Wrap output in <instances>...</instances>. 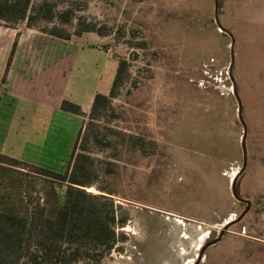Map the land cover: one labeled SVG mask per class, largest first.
I'll return each mask as SVG.
<instances>
[{
    "label": "rangeland",
    "instance_id": "rangeland-1",
    "mask_svg": "<svg viewBox=\"0 0 264 264\" xmlns=\"http://www.w3.org/2000/svg\"><path fill=\"white\" fill-rule=\"evenodd\" d=\"M53 1L110 32L76 35L75 19L39 22L36 28L0 20L4 45L12 46L27 30L48 34L41 28L53 25L70 34L68 39L48 34L59 42L26 38L43 51L50 69L34 72L36 64H29L30 80H22L19 90L31 92L25 86L41 84L53 72L44 85L81 104L96 92L107 94L117 59L127 62V76L99 122L110 143L104 148L89 143L97 179L85 189L111 197L116 217L125 219L115 227L114 248L96 264H193L201 246L245 207L230 191L242 164V125L228 75L230 37L214 22V0ZM217 17L234 37L231 73L247 154L236 189L250 206L217 243L203 249L198 264H264V0H218ZM4 116L9 129L0 146L5 143L13 156L37 159V149H14V135L32 130L31 138L41 141L43 121L37 115ZM86 120L87 115H51L43 147L49 149L41 152V163L65 170Z\"/></svg>",
    "mask_w": 264,
    "mask_h": 264
},
{
    "label": "trees",
    "instance_id": "trees-1",
    "mask_svg": "<svg viewBox=\"0 0 264 264\" xmlns=\"http://www.w3.org/2000/svg\"><path fill=\"white\" fill-rule=\"evenodd\" d=\"M74 19L76 35L87 31L98 35L110 32L105 26L75 15L70 5L58 9L53 0H0V20L8 26L24 21L26 27L36 28L39 22L57 20L71 24ZM41 30L55 37L70 36L57 25ZM126 69V60L118 58L108 93L96 92L87 114L77 103L67 99L60 102L65 111L87 115L65 170L59 172L0 152V264H96L114 248L115 227L125 219L116 217L111 197L90 193L85 188L97 179L89 143L101 148L110 143L100 131L99 122L110 106L111 97L124 82ZM99 189L110 193L104 187Z\"/></svg>",
    "mask_w": 264,
    "mask_h": 264
},
{
    "label": "crops",
    "instance_id": "crops-1",
    "mask_svg": "<svg viewBox=\"0 0 264 264\" xmlns=\"http://www.w3.org/2000/svg\"><path fill=\"white\" fill-rule=\"evenodd\" d=\"M31 35H42L45 37H50V35L45 34L43 32L39 31H33V30H27L21 33V35L18 37L17 41L14 45V50L11 55V60L9 67L5 73V82L2 84L0 83V138L5 137L8 135V129L9 125L7 124L8 119L4 115H37L35 119H38L40 121H43L42 126L45 127V131L43 132L42 140L36 141L34 138H31L32 136V130L29 132H26L25 130H22L24 133H18L15 137V148L23 147L24 150H20V152L24 153L26 151H34L36 150L37 153V159L33 158V160H30L29 158H25V156L21 157L19 156H13L12 151L7 149L5 147V143L0 146V152L13 156L15 158L21 159L23 161L33 163L39 166L46 167L47 165H43L41 161L42 154L44 150L49 149V146H45L44 144L47 142V137L50 133V123H51V115H57L59 118L64 115H78L75 113H71L68 111H65L60 108V102L63 99L70 100L74 103H77L80 105L81 110L84 112V114H87L91 102L93 99V96H88L87 100L84 103L76 102L75 100H71L66 95L60 94V92L51 91V87L48 88V85L45 86L44 83L49 84V75L53 74L51 72L49 75H46L43 77V80H41V84H33L30 83V85H27L28 81L30 79L26 78L28 74L26 68L29 66V64L35 63V70H41L45 68L50 69V64L48 62V58H44L45 54H43V51H39L37 49H34V47L30 44H27L26 38H28ZM51 39L58 41L56 38ZM59 42V41H58ZM0 79L2 77L3 71L5 69V65L8 59V56L11 52V49L13 47L9 44H0ZM5 61V64L2 66V62ZM47 66V67H46ZM45 67V68H44ZM53 71V69H52ZM24 80V82H27L25 86L26 88L29 86L32 90L31 92H24L23 90H19L18 87L20 82ZM47 87V88H46ZM32 93V94H29ZM10 119V118H9ZM46 124V126H45ZM37 139V138H36ZM48 167V166H47Z\"/></svg>",
    "mask_w": 264,
    "mask_h": 264
},
{
    "label": "water",
    "instance_id": "water-1",
    "mask_svg": "<svg viewBox=\"0 0 264 264\" xmlns=\"http://www.w3.org/2000/svg\"><path fill=\"white\" fill-rule=\"evenodd\" d=\"M217 6H218V0H214V22L215 24L217 25L218 28H220L223 32H225L226 34H228V36L230 37V44H229V64H228V75H229V78L231 80V85H232V92L234 94V97L236 99V103H237V116H238V119L242 125V134H241V154H242V164L239 168V170L236 172V174L232 177L231 179V182H230V191H231V194L232 196L240 201V202H243L245 203V207L244 209L237 215V217H234L233 219H230L228 221H225L220 229H218L217 231V234L215 235V237L209 241H207L206 243H204L199 252H198V255H197V258L196 260L194 261L193 264H198L199 261H200V258H201V254H202V251L204 248L210 246V245H213L215 243H217L220 239H221V236L222 234L224 233V231L227 230V228L232 225L233 223L239 221L243 216L244 214L248 211L249 209V206H250V200L249 199H246V198H242L238 195V192H237V189H236V181H237V178L239 177V175L243 172V170L245 169L246 167V163H247V154H246V147H245V136H246V125L242 119V115H241V111H242V104H241V101H240V98L237 94V91H236V83L232 77V67H233V62H234V52H233V47H234V37L233 35L231 34L230 31L224 29L221 24L219 23V20H218V17H217Z\"/></svg>",
    "mask_w": 264,
    "mask_h": 264
}]
</instances>
